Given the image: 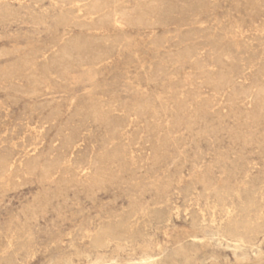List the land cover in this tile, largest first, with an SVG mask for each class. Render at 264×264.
I'll list each match as a JSON object with an SVG mask.
<instances>
[{"label":"rangeland","instance_id":"obj_1","mask_svg":"<svg viewBox=\"0 0 264 264\" xmlns=\"http://www.w3.org/2000/svg\"><path fill=\"white\" fill-rule=\"evenodd\" d=\"M114 223L264 264V0H0V264H116Z\"/></svg>","mask_w":264,"mask_h":264},{"label":"bare ground","instance_id":"obj_2","mask_svg":"<svg viewBox=\"0 0 264 264\" xmlns=\"http://www.w3.org/2000/svg\"><path fill=\"white\" fill-rule=\"evenodd\" d=\"M96 1H98V0H96ZM31 92H32V90H31ZM93 112H95V111H93ZM21 156H23V155H21ZM20 162H21V160H20ZM251 227H253V224ZM226 232L232 236H237L236 232L232 229H228V230H226ZM8 239H9V237H8ZM113 241L126 242L128 244V245H126L127 246L126 249L129 250L128 255L130 256L129 258L124 259L123 261H117L116 260V262H117L116 264H202L206 259V258H200L199 259L197 254H196V250L193 247H191L185 243L180 242V240H177L176 246H174L173 248H170V249H167V248L163 247L162 245H158V246L153 248L149 243H147V239L143 235L133 234V232H131V231L125 233L123 226L116 224V223L110 224L107 227H105L104 229H102L99 232V234L97 235L96 240H95L96 245L100 248L108 247L109 244ZM7 242H8V240H7ZM8 245H9V243L7 244V246ZM117 245H119V244H117ZM9 247H8V250H9ZM136 248H137V250H136ZM16 261H17V259H16ZM100 262L101 261H95L92 264H98ZM212 264H214V261H212ZM251 264H256V262H253Z\"/></svg>","mask_w":264,"mask_h":264}]
</instances>
